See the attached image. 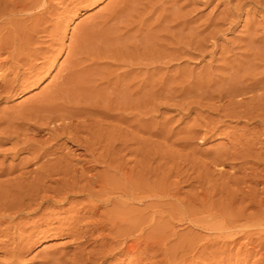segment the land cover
Returning <instances> with one entry per match:
<instances>
[{
    "label": "bare ground",
    "instance_id": "bare-ground-1",
    "mask_svg": "<svg viewBox=\"0 0 264 264\" xmlns=\"http://www.w3.org/2000/svg\"><path fill=\"white\" fill-rule=\"evenodd\" d=\"M54 1L0 0V55L8 54L4 60L0 59V74L3 75L0 99L23 93L31 79L37 77V71L49 62L47 51L41 46L42 50L35 49L33 45L35 39L40 38L38 36L51 33L52 23L55 25L52 20L57 10ZM214 1L204 0L206 3ZM219 1L226 9L199 24L200 19H194L190 10L183 13V6H178L176 0H121V7L116 4L119 10L111 9L108 16L98 17L104 25L92 24L99 35L107 37L104 40L117 43L125 37L121 33L118 35L119 25H126L128 31H133L139 22L136 34L135 31L131 34L130 41L125 39L128 43L125 41L124 47L128 52L122 47L127 53L120 49L121 52L114 49L116 52L111 53L113 58L119 56L120 64H126L128 70L117 75V71L113 72L115 77H111L106 76L108 72L102 70L104 67L100 71L106 75L95 73V68H81L84 62L79 57L85 55L81 47V53L75 52L74 60L64 70L67 73L60 77L55 90L23 105L17 115L1 114L0 140L4 142L0 143V154H12L14 159L25 155L11 168L0 166V252L7 261L3 262H22L27 245L35 234L42 233L72 238L76 248L68 258L69 253L60 254V257L57 253L47 256L45 264H107L114 257L128 264H232L234 261L250 262L255 253L258 260L254 264H264V151L258 152L255 148L256 144L264 148V40L260 36L264 23L251 21L249 17L244 27L247 33L245 53L240 52L244 54L233 60L232 56L228 57L219 75L209 71L197 75L198 78L193 75L180 80L182 73L178 77L169 73V78H156L165 68L163 64L170 66L189 56L206 57L210 53L209 45L213 43L215 48L219 36L238 26L245 13L264 14V0ZM130 8L134 9V14L128 11ZM152 17L155 22L147 26ZM58 23L56 21V25ZM127 33L125 31L124 35ZM85 34L87 32L83 36ZM39 59L41 62L33 64V60ZM90 60L98 63L93 58ZM39 64L42 67L38 68ZM101 84L104 87L99 89ZM158 99L166 100V104L173 101L177 107L181 105L183 111V107L187 111L206 108L214 115L186 129L188 135L180 142L185 148L198 139L205 143L221 137L227 132L223 128L229 127V121L238 124L243 120H248V124L254 121L257 127L251 129L253 131L245 126L244 130L240 128L244 133H234L232 147L218 148L216 157L210 161L211 165L239 164L232 167L234 174L222 181L223 173L217 179L209 162L205 165L201 162L203 172L196 166L200 175L195 179L202 189L200 193L197 190L191 197L188 195L190 198L186 196L188 193L187 199L177 198L175 191L178 189H172L174 186L164 170L173 157V150L169 149V158L164 153L168 154L167 150L164 148V151L161 144L156 145L157 140L149 138L165 136L166 132L168 138L165 137L169 139L176 129L173 132L166 125L161 127L162 124L158 126L161 129H156L153 127L156 118H151L153 114L147 117L151 118L149 123L142 115V109L153 107ZM151 108L150 112L159 110ZM148 113H144L145 117ZM108 119L121 122L122 127L123 123H128L135 130L131 132L120 124L117 126L118 122L113 125L110 121L109 125ZM260 126L262 131L257 130ZM145 131L147 139L153 142L147 152L146 147L141 146L146 139L139 138L138 134ZM250 136L253 137L250 139ZM132 143L140 146L133 149ZM6 144L11 147L3 148ZM129 154L130 158L134 155V159L127 160ZM129 160L135 165L129 166ZM171 162L172 166L180 163L173 164L172 159ZM183 164L174 168L182 169ZM174 171L171 168L169 172ZM146 201L151 203L147 205ZM134 204L147 207L141 210L133 207ZM110 206L112 208L108 209ZM24 218L29 221H19ZM176 221L207 231L209 236L201 238V234L192 230L188 233L178 231ZM221 245L227 249H222Z\"/></svg>",
    "mask_w": 264,
    "mask_h": 264
},
{
    "label": "rangeland",
    "instance_id": "rangeland-1",
    "mask_svg": "<svg viewBox=\"0 0 264 264\" xmlns=\"http://www.w3.org/2000/svg\"><path fill=\"white\" fill-rule=\"evenodd\" d=\"M72 1L75 2V3H72L71 0H63V1L62 0H55L54 1L53 4L56 7L55 10L56 9L57 10L54 12L52 20H53V22L55 21L54 22L55 25L53 26V23H52V25L49 28V33L50 32L51 33L55 32L56 34L55 33H53V34L50 33L49 35H53V36H51V38H50L49 35L48 36L46 35L47 37L45 35H44V37H42V35L38 36V37H40L39 38L40 40L37 37V39L39 41L35 39V45H33V47L35 49L42 50L40 48V46H41L42 48H44L43 49L44 52L47 51L46 52V56H48L49 62L47 63V65L44 66L45 68H43L42 70L37 71L38 72L37 77H33V79H31V81H30L31 83L28 84V86L26 87V89H25V91L23 93H21L18 96H15V97L14 96L12 97V95L11 96L8 95L7 97H4V98L0 99V112H1L0 116H1V114L2 115L3 114L4 115L5 114L6 115L7 114L10 115V113H11L10 117H12L14 115H17L18 114L17 111L21 112L23 107L26 106L25 104H27V103L29 104L31 101L36 100L39 97H42V95L44 93L48 92L51 89L55 90L56 86H57V84L59 82L60 77L67 73V71L65 72L64 70L70 65L69 64L70 61L74 60L73 56L75 55V52L77 51V53H79V52L81 53L82 48H84L82 51H84L85 55H82V56L79 55L80 56L79 58L82 57V62H84V65L81 66V68H91V69L95 68V69H93L94 72L95 73L97 72V74H99V72L103 73V71H100L101 70L100 68L104 67V68H102V70L106 69L104 72H108V74L107 73H106L107 75L105 73H103V74H105L106 76L110 75L111 77L115 75L116 71L118 72V73H116V75H117V74H119V72L123 73L125 70H128L126 68L128 66H125L126 64H124V63H123V65L120 64L122 62L120 61L121 59L119 58V56H114L116 58V60H114L115 58H113V55H111V53H113V51L116 52V50H118L117 53L120 50L124 51V52H126V51L128 52V50H126V48L124 47V44H125L124 42L126 41V44H127L128 41H130V39H131V37H130L131 34L132 35L136 34L137 29L140 27L139 22H137L138 23L137 29L133 30V31L132 30L128 31L126 29V27H125L126 25L125 26L123 25V27H125V28H123L120 25L119 26L116 25V26L119 27L118 35H119V33H121V35L123 34L122 36H125V37H121V35H120V37L123 39V41H122V39L117 41L118 45H120V46H118L117 43H114L116 41H112L114 43L113 44L112 42L109 43V41L107 40L109 45H110L109 46L107 44V41L104 40V38L106 36L104 37V35L103 36L99 35L96 32V28H95V26L93 24L95 22H98V23L100 22L99 24L101 26L104 25V23L101 22L102 20H100L98 17L100 15H102V14L108 16V14L111 12V11H108V10H111V9L112 10L113 9H118L119 10L120 8L119 7L117 8V5L119 4V2L121 0H84V1L72 0ZM167 1H169V0H167ZM176 1L178 3L177 4L178 6H180V7L183 6V9H184L182 11L183 13L184 12H189L188 10H190V13H191L192 17H195L194 19H200L199 24L204 22V21H206L209 17H212V16L213 17H215V16L217 17L224 9H226V5L225 4H221V1H219V0H216L213 3L212 2L211 3H206V2H204V0H176ZM77 2H79V3H77ZM170 4H172V3H170ZM76 5L78 6L77 8L75 7ZM118 6L121 7L120 4ZM171 9H170V12H172ZM133 10H132V8L128 9V11H132L131 14L132 13L134 14ZM126 13H125V15H126ZM128 14L129 13H127V17H128ZM138 17L139 16H137V20H140V17H139V19H138ZM154 17H152L148 21V24L149 23L153 24L155 22V18ZM249 17H250V19H249ZM242 18H243V20H241V22H240V24H238V26H235L233 29L225 31L221 36H219L220 38H218L219 40H217L218 43H216L215 48L213 46L214 45L213 43H211L209 45L210 46L209 47L210 53L206 57H201V56L200 57H198V56L191 57V56H189V57H185L182 61H179V63L176 62V63H173V65H170V66L169 65L165 66V64H163L165 68H163L162 71L164 73L162 71L157 73L158 75H157L156 78H160V77L169 78L170 75L171 76L173 75L172 77H178V75H180L181 73H182L181 77H179L180 80H181L182 77H187L188 76L190 78V76H193V75H194V77L196 76L195 78H198V76H200V74L201 75H205V74L210 73L209 71H211L210 74L214 75V73H215V75H219V73H221L223 71V68H221V67H224V65H225V64L223 65V62L228 60V57L232 56L230 58H231V60H233V59H236V57H238V56H239L238 58H240L242 56V54L245 53L243 51V47H244V44L246 42V35H247V33L245 31L246 29L244 28L246 23L249 20H251V19H252L251 21H253V20L255 21L256 20L255 22H257V23H259V22H263L264 23V14L263 13H260V14L256 13L255 14V12L252 11L250 13V15L245 13ZM135 20H136V18H135ZM152 20H154V21H152ZM56 21L59 22L58 25H56ZM114 23L115 22H113V24ZM110 24L112 25V22ZM136 24H134V25H136ZM89 25L92 26V28L90 27L91 30L89 28ZM93 26H94V28H93ZM147 26H150V24L147 25ZM86 28H89V30L87 29L89 32L86 31ZM263 28H264V24H263ZM54 29H55V31H54ZM124 30L128 32L125 35H124V33H125ZM85 31L87 32V34H85V36H83L84 33H86ZM90 31H93V33L90 34L91 33ZM130 32H132V33H130ZM133 32H134V34H133ZM94 33L96 35H94ZM146 33H147V31H144L143 34L146 35ZM260 33H262L260 36L264 40V29L261 30ZM88 35H91V36L89 37ZM132 37H134V36H132ZM142 37L143 36H141L140 39H142ZM105 39H107V37ZM125 39H127L128 41L125 40ZM103 41H106V42H103ZM36 42H38V43H36ZM132 42L134 43L135 41H132ZM41 43H42V45H41ZM242 43H243V46H242ZM107 46H109L111 48L109 49ZM217 46H218V48H217ZM113 47H115V48H113ZM122 47L126 51L124 49L122 50ZM106 49H109V50H107V52H104V51H106ZM114 49H116V50H114ZM110 50H112V52ZM108 51L110 52V54H108ZM240 52H244V53H240ZM106 54L109 56V58L110 57L111 58L110 59L107 58L108 56ZM235 54H238V55H235ZM0 56H2V57H0V59L4 60L3 58H5V57L7 58L8 54H4V55H0ZM101 56H102V59H101ZM92 58L95 59V61L98 62V63L95 64V62H93L94 60L93 61L90 60ZM117 58H119V60ZM103 59H106V60H103ZM39 60H33L32 62H33V64H37V63L41 62V59H39ZM42 61H43V59H42ZM41 64H39L40 66H38V68L42 67ZM100 64H101V66H99ZM95 65H97V66H95ZM163 65H161V66L163 67ZM96 68L99 69V70H97ZM22 72H24L23 69H22ZM113 72H115V73L111 74ZM212 72H214V73H212ZM101 73H100V76H102ZM160 73H161V75H160ZM169 73H170V75H169ZM202 73H204V74H202ZM176 74H177V76H175ZM1 75L2 74H0V76ZM105 75H103V76H105ZM162 75H166L167 77L166 76H162ZM2 76L0 77V83H1ZM97 78L100 79V77H97ZM98 83L100 84L101 82H98ZM101 87H104V85L102 86V84H101L99 89ZM9 96H10V98H9ZM158 100H157L158 102L156 101V105H154L153 107L151 105V106H148V108L145 109V110L142 109V112H143L142 115H144V117L143 116L142 117H143V119H147V117H150L151 114H153L151 116V118L153 120L156 118L155 119L156 122H154V126H153L154 128L157 129V128H159L161 126L159 124H162L161 127L166 125L169 130L172 129L173 132H175V129H176V132L178 133V134H176V132L173 133L174 135H172V136L173 137L175 136L174 139H173V137H170L169 139H166V137L168 138V136H167L168 134L166 132H164V134H166L165 135L166 137L163 135L162 137L158 136V137H155L153 139L149 136V138L151 140H155V141L157 140V144L156 145L161 144V147H163V150H164V148L167 150L168 154H166V152H164L165 155H168V156L170 155L171 156V154H172L173 157L170 158V156H169V158H170L169 161L170 162H168V159H167L168 156H166V160H167L166 162H168L167 163V168L168 169L164 168V170H165V173L171 179V181L169 180L170 184L172 183L171 186H174L173 188L172 187L171 188L172 189L177 188L178 190H181V192L178 191V190H177L178 191L177 192V191H175L176 189H174L176 194L178 193L177 194L178 196H176V197L183 200L186 196L190 195V197H191L192 194H194V192L197 193V190H198V193H200V191L202 190L201 188L200 189L198 188L200 186L195 181V179L197 178L198 174L200 175V173H198V172H200L201 168L203 169V165L202 164L205 165V163L209 162L208 164L211 165V162L213 161V159L217 155L216 151L218 150V148H221V147L222 148H226V147H230L231 148L233 141H235V139H233L234 138L233 135H235V134H239L240 135L241 132L243 134L244 133L243 130L246 129V128H248V130L249 129L250 130L254 129L255 127H257V124L253 123L254 121L253 122L249 121V122H251V124L250 123L248 124V120H243L242 123H239V124H238V122H235V121H229V124L227 122L229 127L223 128L224 130L227 129V130H225V132L226 131L227 132L223 133V135L221 137H218V138L215 137L214 141H208V142H205V143H201V139H198L194 143L191 142L192 143V144H190L191 146L187 145V148H185V146L183 147L182 144L180 145V142L182 143L183 142L182 140L186 139L185 136L188 135L186 133L189 130L188 128H191L195 122L201 123L202 121H204V119H205L204 117H208L209 115L211 117L213 114L208 112V110H206V108H196V107L192 111H187L186 107H183L184 111H185L184 112L183 109H182V106L180 105V107H177V104L175 105V102H173V101L169 102L168 104H166L167 103L166 100H163V99L162 100L158 99ZM160 100L162 102L161 103L162 105L158 104V103H160ZM165 101H166V103H165ZM190 101L191 100H188V102H190ZM163 103H164V105H163ZM170 103L174 104V106L176 108L174 106H172ZM151 107L154 109V111L158 110V109L159 110L155 111V112H150L148 109L151 108ZM152 108L150 110H152ZM13 112L15 114H13ZM147 112H149L150 114L148 113L146 115V117H145V114ZM153 116H155V117L153 118ZM151 118H149V119H151ZM149 119L146 120L147 123H149ZM110 121L113 123V125L116 122H118L117 120L115 121L113 119H108V122H110ZM146 121H143L142 124L144 125V122H146ZM111 122H110V124L109 123L108 124L111 125L112 124ZM166 122L167 123L169 122V123L166 124ZM120 123L121 122H118V123H116V125L119 126ZM147 123H145V124H147ZM126 124H128V123H126ZM126 124L123 123V127L125 129L129 128L128 130L132 132V130L134 128L133 127L130 128V124H128L129 126L126 125ZM168 125H170V127H172V128H170ZM144 126H147V125H144ZM121 127H122V125H121ZM242 127H244L243 130L240 129ZM159 129H161V128H159ZM186 129H188V130H186ZM236 129H237L238 132L236 131ZM257 130L258 131H262L263 130L262 126H260ZM251 131H253V130H251ZM133 132H135V131H133ZM142 132L138 133V134L141 135V136L138 135V137L139 136H140L139 138L143 137V139L145 138L146 140L141 139V140H143V143H142L141 146L146 147V149H144L145 151L148 150V147H150L149 148V150H150L151 149V145H152L153 142L148 140L149 138H148V134H147L148 132L147 131H145L144 133H142ZM149 135H150V133H149ZM129 137L132 138V135L129 136ZM252 137L253 136H250V139ZM46 138H47V136H46ZM166 140H170L171 142H173V140H174V142L171 143L170 141L168 142ZM175 140H177V141H175ZM146 141H147L148 144L146 143ZM160 141H161V143H160ZM164 141H166L165 145H167L168 147L163 145ZM1 142H4V140L1 139L0 143ZM176 142H178V144ZM168 143L171 144V147H170V144H168ZM136 144L137 143H132L131 144L133 149H135L136 147L138 148L140 146L139 144H137V146H136ZM6 145H4V146L2 145L3 148L11 147V144L7 145V147H6ZM148 145H150V146H148ZM257 145H258V147H257ZM260 146H261V144L260 145L256 144V147H255L256 150L258 149L257 150L258 152H259V150H260V152L264 151V148H262ZM132 147H130V148L132 149ZM144 147H142V148H144ZM152 148H153V146H152ZM169 149H171V151L173 150V153L171 152V154H170L169 153L170 152ZM166 150H164V151H166ZM192 153L194 155H192ZM11 155H8V156L4 155L3 156V154L2 155L0 154V164L2 162H4L0 166L3 167V165H5L3 168H6L7 166H8V168H11V166H13V164L16 165V163L18 164L19 162H21L22 158L25 156L24 154L23 155L20 154L18 158L14 159V157L12 158L13 155L12 156ZM128 156H129V158H128ZM128 156L126 158L127 160L128 159H130V160L134 159V155H133V158H132V155H131V158H130V154ZM175 156H176V158H175ZM195 158H196V160L198 162L195 160ZM171 159L173 160V164H175L174 162H180V163H176V165H174V166H177V164H180V166H181V164H183L181 162L185 163V161H186L187 164L186 163L183 164L182 169H181V167L174 168V166H172ZM130 160H129L130 164L129 163L128 164H129V166L131 165V167H132L135 164L133 162H131ZM162 161H165V159H163ZM194 161H195V164L197 163V165H195V166H194ZM190 162H191V164H190ZM201 162H203V163L201 164ZM229 163L230 164H228L226 166L215 165V164L211 165V167H212L211 170L215 171V172H213V174L215 173L214 175L217 177V179L219 178V176H221L220 174L223 173L224 179L222 177V181L225 180V179L227 180L228 177L231 176V174H234V169L232 167L240 166L239 164H237V165L233 164V166H232V163L231 162H229ZM169 164L171 165V167H170ZM191 165H193L194 167H192ZM196 166L199 167V168L201 166V168L198 169ZM171 168H173V170L175 169V171L172 172V173L169 172ZM193 168L197 172L194 173L193 172L194 170H191ZM202 169H201V171H202ZM178 170H181L182 172H184V174L181 171H178ZM216 170H217V172H216ZM212 171H211V173H212ZM218 172H219V174H218ZM160 178H161V175L158 178V181H157V179H155V180L157 182H159ZM192 178L194 180H192ZM5 179H6V177H4V180ZM222 181H220V182H222ZM201 196H203V195H201ZM190 197L188 196L187 198H190ZM187 198H185V199H187ZM214 198L217 199V198H219V196H215ZM163 200H165V199H163ZM148 202L149 201H146L145 203H147V205H148ZM170 202H173V201H170ZM150 203L151 202H149V204ZM147 205L144 206V204H136V205L134 204L133 207H135V208L137 207L138 209L144 210V209H146ZM68 207H70V206H68ZM80 207H78V208H80ZM143 207H144V209H143ZM111 208L112 207L110 206V208H108V209H111ZM166 210H168V209H166ZM25 220H26V222L29 221L27 218L26 219L24 218V219L19 220V221H24L25 222ZM168 220H169V218H168ZM190 226L191 225H189V224L188 225L187 224L186 225L185 224H178V222L175 224V228L176 227L178 228L176 230L182 231L183 233H188L189 230H192V231H194V233H196L198 235L201 234L200 235L201 238H207L209 236V232H207V231L205 232L204 230L201 231V229L193 227V226H191L192 227L191 228ZM149 230H148V232H149ZM151 231H152V228H151ZM182 232H180V233H182ZM35 236L36 237H33V239L35 241L32 239V242H30V244H33V245H30V244L27 245L26 249H28V250H25L27 252L24 253V255L22 257L23 259L21 258L22 262L20 261L19 264L20 263L21 264H43L44 263L45 264L46 261L45 262H43V261L47 258V256H53V254H56V253L58 254L57 257H60V254H61V256H65L66 254L69 253V256L68 255L66 256L68 258V257H70L72 255L71 253H73L75 251V249H76L75 245H73L74 243L72 241V238H69V237H67L65 235H62V234H48V235H45L46 236L45 237L42 233H38L37 235L35 234ZM96 245L97 244H95V246ZM220 247L221 248L223 247L222 249H224V250L227 249L226 246H222L221 245ZM239 247L240 246H238V248L236 247L237 251H238ZM222 249H220V250L222 251ZM237 251H235V252H237ZM54 256H56V255H54ZM256 256H257V254L255 253L254 254L255 258L253 257L250 262H242L241 263V262H238V261H234V262H232V264H248V263L249 264H254V263H256V260H258V259H256ZM116 258L117 257L112 258L113 260L109 259L107 264H110L109 262L110 261L113 262L114 260H116ZM3 261L7 262L4 253L0 252V264H7V263H5ZM125 263L128 264L127 261ZM125 263H124L123 260L120 259V260L114 261L112 264H125Z\"/></svg>",
    "mask_w": 264,
    "mask_h": 264
}]
</instances>
